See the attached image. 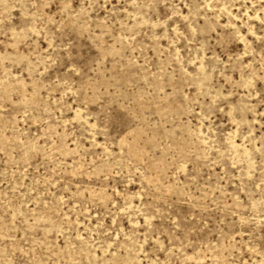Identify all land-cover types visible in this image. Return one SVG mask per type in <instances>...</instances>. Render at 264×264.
<instances>
[{
    "label": "rangeland",
    "instance_id": "rangeland-1",
    "mask_svg": "<svg viewBox=\"0 0 264 264\" xmlns=\"http://www.w3.org/2000/svg\"><path fill=\"white\" fill-rule=\"evenodd\" d=\"M0 264H264V0H0Z\"/></svg>",
    "mask_w": 264,
    "mask_h": 264
}]
</instances>
